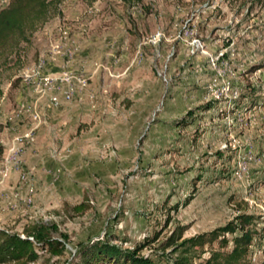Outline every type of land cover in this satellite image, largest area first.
Segmentation results:
<instances>
[{
    "label": "rangeland",
    "instance_id": "374dc122",
    "mask_svg": "<svg viewBox=\"0 0 264 264\" xmlns=\"http://www.w3.org/2000/svg\"><path fill=\"white\" fill-rule=\"evenodd\" d=\"M62 74L70 97L38 107L40 77ZM21 103L38 118L15 117ZM0 138V228L67 235L63 255L38 250L36 264L97 237L152 238L140 254L167 264L176 228L241 213L247 258L264 264V0H51L0 48Z\"/></svg>",
    "mask_w": 264,
    "mask_h": 264
},
{
    "label": "trees",
    "instance_id": "16d2710c",
    "mask_svg": "<svg viewBox=\"0 0 264 264\" xmlns=\"http://www.w3.org/2000/svg\"><path fill=\"white\" fill-rule=\"evenodd\" d=\"M50 1L10 0L0 9V48L11 34L20 32L31 17L42 13ZM250 222L251 216L241 213L222 226L181 239V227H178L160 247H170L171 252H176L167 264H252L247 258L253 237L248 228ZM55 230L53 225L39 221L27 223L21 230L22 235L0 228V264H36L38 250L50 256L63 255L67 235L61 232L55 235ZM225 234L232 236L227 238ZM151 241L152 238H144L124 247L111 238L97 237L79 243L72 257L63 264H159L151 256L140 254ZM229 242L231 246L227 249ZM204 252L208 256L200 258ZM262 252L264 255V248ZM194 258L200 259L193 262Z\"/></svg>",
    "mask_w": 264,
    "mask_h": 264
},
{
    "label": "built area",
    "instance_id": "2783aa9c",
    "mask_svg": "<svg viewBox=\"0 0 264 264\" xmlns=\"http://www.w3.org/2000/svg\"><path fill=\"white\" fill-rule=\"evenodd\" d=\"M60 50L57 49V45H54V50L52 51L53 54H57L59 53ZM43 65V61L39 60L38 64L35 67V71L36 73L38 72L37 69L39 67H41ZM33 69H31V71H34ZM28 76V75H27ZM26 76V77H27ZM69 81V77H67L65 74L62 75H53V76H42L40 77V83L43 86V90L47 91V101L51 104H56L59 100V98L61 97L62 99H68L71 95V88L69 87L68 84ZM62 84H65V88L62 87ZM68 85V86H67ZM68 87V88H67ZM24 113L30 114V116L33 119H37L38 118V114L37 112L31 108L29 105H27L26 103H21L17 106L15 112H14V116L15 117H21L24 115ZM22 137H24V139L26 140V138H30L28 136V134H24L23 136H15L14 140H16V142L21 145L22 144ZM14 152L17 153L19 152V147H15ZM13 166L15 168H18V162L16 160L12 161ZM25 174L21 173L20 174V178L21 179H25Z\"/></svg>",
    "mask_w": 264,
    "mask_h": 264
},
{
    "label": "crops",
    "instance_id": "0c3cea01",
    "mask_svg": "<svg viewBox=\"0 0 264 264\" xmlns=\"http://www.w3.org/2000/svg\"><path fill=\"white\" fill-rule=\"evenodd\" d=\"M42 60L44 59L45 61L46 60H49V59H51V60H54V58H55V55H53V54H51V52H50V54H48V55H46V56H41L40 57ZM56 61V60H55ZM55 61H53V63L55 62ZM57 62V61H56ZM46 63H48L47 61H46ZM25 83H28L27 81H24ZM29 95H32V96H30L31 98L33 97L34 98V103H36L37 105H38V107L40 106V108H43L46 104V100H47V98L45 99V97L46 96H43V95H40L39 97H37V95H35V94H33V93H29ZM36 98V99H35ZM46 101V102H45ZM31 102V101H30ZM47 106L48 105H46V108H47ZM43 111V110H42ZM46 111H48V110H46ZM0 140H2L1 138H0ZM10 140H11V138L9 139V138H4V141H2V143L3 144H6V145H10L11 144V142H10ZM10 143V144H9Z\"/></svg>",
    "mask_w": 264,
    "mask_h": 264
}]
</instances>
